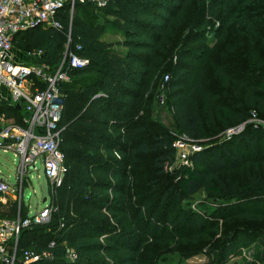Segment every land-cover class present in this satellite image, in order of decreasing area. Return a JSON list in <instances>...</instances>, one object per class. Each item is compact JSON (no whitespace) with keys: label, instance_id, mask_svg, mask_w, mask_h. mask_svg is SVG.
Listing matches in <instances>:
<instances>
[{"label":"trees","instance_id":"16d2710c","mask_svg":"<svg viewBox=\"0 0 264 264\" xmlns=\"http://www.w3.org/2000/svg\"><path fill=\"white\" fill-rule=\"evenodd\" d=\"M103 16L113 18L123 40L103 38L109 25ZM55 20L59 25L38 24L13 40L14 49L41 52L38 61L51 70L64 62L69 75L59 84L65 171L51 184L49 219L22 227L14 264H25L26 250L49 254L28 264H156L155 235L143 219L150 201L138 198L130 168L150 155L158 177L167 173L180 156V134L201 148L189 151V164L177 168L160 203L172 194L192 199L201 191L230 204L264 195V130L248 122L241 133H225L254 110L264 118V0H108L103 7L77 2L73 13L67 3ZM71 52L88 63L72 66ZM211 52L218 57L206 61ZM187 59H200L191 80L184 78ZM165 74L175 130L150 117L151 97ZM215 81L231 87L234 100L219 98ZM0 110L19 122L29 116L23 103H2ZM239 167L244 169L237 173ZM24 203L20 213L26 218L30 208ZM17 215V201L0 202V217ZM238 215L264 219L261 211ZM235 234L228 252L235 242L264 243V229L254 230L255 236ZM254 257L261 262L264 253Z\"/></svg>","mask_w":264,"mask_h":264},{"label":"rangeland","instance_id":"374dc122","mask_svg":"<svg viewBox=\"0 0 264 264\" xmlns=\"http://www.w3.org/2000/svg\"><path fill=\"white\" fill-rule=\"evenodd\" d=\"M92 12L98 14L95 10ZM103 17H101L102 20L109 24L103 38L113 42L123 40L120 29L113 25V18ZM196 46L203 49L200 42H197ZM116 48L125 51L122 46L116 45ZM14 53L21 61L32 62L38 59L37 55H29L17 48L14 49ZM217 57L216 53L211 52L207 53L205 59L208 61ZM199 60H185L184 64L189 66V70L184 75L186 80L194 78L196 67L200 64ZM166 75L163 77L162 85H159L151 97L150 117L175 130L176 122L173 111L167 102L166 83L170 81V77H166ZM212 87L214 90L218 89L219 98L234 100L231 87L224 89L217 81L212 82ZM2 88L4 96L10 95L7 87ZM245 127L242 131L246 129ZM143 137L147 139L149 134H145ZM180 139L185 140L184 134H180L177 140ZM192 144L191 141L186 140V147ZM198 145L200 146V143ZM184 148L178 146V154H181ZM20 161V155L14 150H0V177L15 183ZM189 162L188 159H183L178 155L176 163L170 166L167 169L168 172L161 177H158L156 169L153 168L150 155L140 156L135 168H130L133 180L136 179L139 183L137 186L138 198L146 195L145 201H150V206L145 207V218L143 219L150 225L155 235L151 259L156 264H198L209 258L212 264H264V260L260 262L254 257L258 251L264 253V243L259 241H253L250 244L235 242L230 252L225 249L228 247L230 239L236 237L235 233L238 230L242 234L249 232L255 236L254 230L264 229V219H248L238 215L241 210L264 212V195H250L230 204L229 200L214 198L201 191L192 199H182L176 194H172L163 203H160V197L168 189L170 180L176 181L177 168L183 164H189ZM243 169L244 167H239L236 172L239 173ZM157 178L159 181L154 183L153 181ZM24 185L22 202L30 205L31 212H35L37 207L39 208L43 204L42 196L48 197L51 190L50 180L44 172L41 161L36 169L30 170L29 178ZM19 193L17 184L15 191L7 195L6 204L9 201H17L19 208ZM137 196L133 198L136 201ZM195 222L199 223L198 226L194 224Z\"/></svg>","mask_w":264,"mask_h":264},{"label":"built area","instance_id":"2783aa9c","mask_svg":"<svg viewBox=\"0 0 264 264\" xmlns=\"http://www.w3.org/2000/svg\"><path fill=\"white\" fill-rule=\"evenodd\" d=\"M77 2H92L98 7H103L108 0H0V105L8 103L17 106L21 101L29 113V116L19 122L13 117H6L0 110V150H14L21 157L15 183L0 177V201L6 203L7 195L15 191L17 184L20 192L17 217H0V263H15L22 227L47 221L54 208L49 195L35 212H31L26 218L21 216L22 194L30 170L36 169L41 161L50 184H53L56 181L60 182L66 167L65 156L60 149L61 134L58 129L63 107V93L59 84L69 79L64 62L51 70L38 59L32 62L18 60L14 53L13 40L19 31L38 24L59 25L55 20L57 11L68 3L73 13ZM81 49L82 46L79 44L77 50ZM26 53L37 55L38 58L41 54ZM68 60L75 67H82L88 63V59L76 52L68 54ZM34 77H39L45 86L40 88L35 85ZM2 87H7L10 95L4 96ZM248 122L264 130V118L254 110L246 122L228 128L226 135L232 137L240 133ZM184 139L177 140L175 145L185 147L180 156L188 159L189 151L201 147L196 143L186 147L188 137L184 135ZM43 256L49 254L26 250L23 256L24 263L28 264Z\"/></svg>","mask_w":264,"mask_h":264},{"label":"crops","instance_id":"0c3cea01","mask_svg":"<svg viewBox=\"0 0 264 264\" xmlns=\"http://www.w3.org/2000/svg\"><path fill=\"white\" fill-rule=\"evenodd\" d=\"M17 174V173H16ZM47 197H45V196H42V198H41V201L43 202V201H45V199H46ZM2 203H4V204H6L5 202H3V201H1ZM24 204H26V203H24ZM29 206V208H30V205H28ZM37 209H38V207H37ZM36 209V210H37ZM30 213H31V209H30Z\"/></svg>","mask_w":264,"mask_h":264},{"label":"water","instance_id":"95a60500","mask_svg":"<svg viewBox=\"0 0 264 264\" xmlns=\"http://www.w3.org/2000/svg\"><path fill=\"white\" fill-rule=\"evenodd\" d=\"M17 107H19V108H21L22 107V102L20 101V102H18V104H17ZM46 200V199H45Z\"/></svg>","mask_w":264,"mask_h":264}]
</instances>
